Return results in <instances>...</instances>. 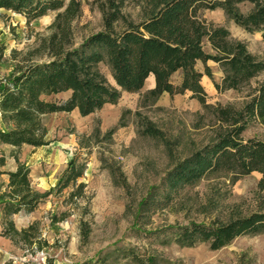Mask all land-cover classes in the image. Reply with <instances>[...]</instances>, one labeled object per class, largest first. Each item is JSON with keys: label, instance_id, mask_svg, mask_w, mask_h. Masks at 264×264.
Wrapping results in <instances>:
<instances>
[{"label": "trees", "instance_id": "trees-1", "mask_svg": "<svg viewBox=\"0 0 264 264\" xmlns=\"http://www.w3.org/2000/svg\"><path fill=\"white\" fill-rule=\"evenodd\" d=\"M95 1L102 13L103 28L76 45L73 22L82 11L80 0H0V10L22 14L28 22L57 11L50 34L40 39L39 47L29 52L25 61L0 79V119L4 124L0 128V143L14 149L48 145L44 116L74 110L82 116L91 115L107 104H117L123 91L140 92L153 77L154 86L143 94L145 105L156 103L165 94L189 92L218 125L210 143L175 163L166 176L168 189L178 191L220 174H225L234 184L257 172L261 175L258 188L263 191L264 138L245 139L243 133L251 123L264 125V79L252 87L249 99L237 108L209 103L202 78L207 75L212 79L219 92L242 91L264 74V59L252 53L245 41L233 37L227 27L208 22L201 13L220 8L237 25L250 33L261 32L264 39V0H146L149 10L138 22L131 21L124 13V0ZM246 3L251 9L243 12L240 5ZM206 40L212 52L205 50ZM199 61L204 64V71L197 68ZM209 61L219 65L223 73L220 81L213 79ZM102 63L110 67L115 85H109L100 71ZM179 71L181 81L173 83L172 76ZM66 92H70L66 99H54ZM124 125L122 121L118 124ZM137 126L140 135L164 139L163 131L147 118H142ZM115 129L105 136H112ZM100 133L96 128L89 137L96 138ZM80 144L87 146L82 141ZM10 157L16 160V169H0V174L8 175L6 189L0 194L3 217L0 236L31 253L43 251L50 243L42 237L39 222L18 229L12 217L22 211L34 212L53 192L60 194L71 185L74 188L68 201L75 207L77 200L85 197L86 184L78 181L87 165L77 158L70 159L55 188L41 193L32 185L30 167L20 161L15 150ZM6 165L7 155L1 153L0 168ZM67 215V212L61 217L54 214L52 222L57 223ZM80 224L83 238H88L90 224L83 220ZM171 229L172 237L163 243L173 242L180 247L206 243L210 249L219 250L238 237L264 233V198L249 214L234 215L227 221H192ZM117 252L118 258L129 259L133 264H174L164 256L140 254L134 248Z\"/></svg>", "mask_w": 264, "mask_h": 264}, {"label": "rangeland", "instance_id": "rangeland-1", "mask_svg": "<svg viewBox=\"0 0 264 264\" xmlns=\"http://www.w3.org/2000/svg\"><path fill=\"white\" fill-rule=\"evenodd\" d=\"M80 1L81 14L73 22L76 45L103 28L102 13L96 1ZM240 8L248 12L251 5L241 4ZM147 10L146 0H124L123 11L131 21H140ZM56 15L57 11H51L28 22L22 14L0 10V79L39 47L40 39L50 34ZM201 15L210 23L227 27L233 37L245 41L252 53L264 59L261 32H248L220 8L204 10ZM204 48L212 52L207 40ZM208 65L213 79L220 81L223 73L219 65L213 61ZM197 68L204 71V64L199 61ZM99 69L108 84L115 85L110 67L102 63ZM263 79L264 74L259 75L250 88L242 91L219 92L207 75L203 76L202 84L209 103L240 108L249 99L252 87ZM180 81L179 71L172 76V82ZM153 86L154 79L150 77L140 92L123 91L117 104L105 105L88 116H82L78 110L44 116L49 141L46 146L24 145L14 149L0 143V154H6L9 159L4 169L15 167L10 157L15 150L20 161L30 167L32 185L41 193L55 188L70 159L77 158L87 165L78 181L86 184L85 197L77 200L75 207L68 201L74 188L71 185L60 194L53 192L34 212L22 211L12 217L18 229L38 221L42 237L48 240L50 247L31 253L26 247L0 236V264H94L99 259L100 264H133L129 259L117 257V250L122 248H134L140 254L155 253L174 264H264V233L238 237L219 250L210 249L206 243L180 247L173 242H162L172 237L171 226L192 221L209 223L214 219L227 221L234 215L255 211L264 198V190L258 188L261 175L254 172L234 184L225 174H220L170 191L168 172L176 162L210 143L218 125L189 92L175 96L165 94L156 103L145 105L143 94ZM68 96L67 92L61 93L54 99ZM142 118L161 129L164 139L140 135L137 122ZM121 121L124 126H118ZM0 128H4L1 119ZM96 128L100 129V135L89 137ZM112 128H116L113 135L106 137ZM243 136L263 139L264 125L251 123ZM81 141L87 146L82 147ZM7 181L8 175L0 174V194L6 189ZM64 212L68 213L64 219L52 222L54 214L61 217ZM81 220L91 226L88 238H83L81 233ZM2 226L0 209V230Z\"/></svg>", "mask_w": 264, "mask_h": 264}, {"label": "crops", "instance_id": "crops-1", "mask_svg": "<svg viewBox=\"0 0 264 264\" xmlns=\"http://www.w3.org/2000/svg\"><path fill=\"white\" fill-rule=\"evenodd\" d=\"M215 63V62H214ZM215 64H217V63H215ZM68 93V95H70V92H67ZM8 146V145H7ZM26 146H30V145H26ZM46 146V145H45ZM10 147H12V146H10ZM30 147H33V146H30ZM43 147V146H42ZM33 148H40V147H33ZM12 159H13V161L15 162V167H13V168H9V169H4L5 167H3V168H0V169H2V170H15L16 169V167H17V162H16V160L13 158V157H11ZM8 160L9 159H7V164H8ZM8 182V181H7Z\"/></svg>", "mask_w": 264, "mask_h": 264}, {"label": "bare ground", "instance_id": "bare-ground-1", "mask_svg": "<svg viewBox=\"0 0 264 264\" xmlns=\"http://www.w3.org/2000/svg\"><path fill=\"white\" fill-rule=\"evenodd\" d=\"M148 81V80H147ZM108 105V104H107Z\"/></svg>", "mask_w": 264, "mask_h": 264}]
</instances>
